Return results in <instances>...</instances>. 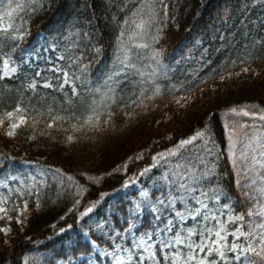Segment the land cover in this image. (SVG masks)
Masks as SVG:
<instances>
[{"label":"snow or ice","instance_id":"snow-or-ice-1","mask_svg":"<svg viewBox=\"0 0 264 264\" xmlns=\"http://www.w3.org/2000/svg\"><path fill=\"white\" fill-rule=\"evenodd\" d=\"M254 2L248 0L244 11ZM54 4L59 7L60 0H0L5 148L43 141L67 151L95 149L154 112L176 105L171 115L153 121L159 126L205 96L219 99L230 81L264 76V36L259 35L264 20L246 18L248 30L239 41L235 34L231 40L221 34L219 47L175 61L166 57L164 41L173 25L180 26L179 0H111L105 12L115 31L113 56L101 71L103 46L93 37L90 19L88 26L70 25L39 51L31 47L33 22ZM181 62L185 68L177 74ZM216 117L222 119L219 140L207 127ZM165 139L169 143L160 147ZM221 157L230 163L227 184L219 171ZM15 159L0 150L5 248L19 234L17 227L26 233L33 216L60 207L63 214L51 223L53 236L47 239L76 230L87 243L71 255L58 253L48 264H264V101L212 110L202 129L179 138L158 136L104 173L71 174L37 164L35 174H25L9 170ZM146 159L145 166L132 170ZM117 175L120 187L112 192L131 188L132 197L98 216L112 195L103 185ZM93 190L96 198L89 199ZM29 259L25 255L23 264ZM32 264H44L43 258H32Z\"/></svg>","mask_w":264,"mask_h":264},{"label":"trees","instance_id":"trees-1","mask_svg":"<svg viewBox=\"0 0 264 264\" xmlns=\"http://www.w3.org/2000/svg\"><path fill=\"white\" fill-rule=\"evenodd\" d=\"M106 3L110 4L111 0H60L59 7L54 4L51 11L41 15L33 22L31 47H35L39 51L41 44L57 39L70 25L79 21L88 26L90 19L93 37L99 39L103 46L102 58H98L101 59L100 70L102 71L112 59L115 40L114 29L106 24ZM173 3H176V0H173ZM247 4L248 0H179L177 15L180 26L177 28L173 25L168 31L164 41L166 57L182 61V58H187L191 54L199 58L200 52L205 48L215 49L220 46L221 41L218 37L221 34L226 35L229 40H231L232 34H235L236 40L239 41L242 34L248 30L245 27L246 18H251L257 23L259 20H264V0H255L247 7V11H244ZM38 32L39 35H37ZM259 35L264 36V32H260ZM184 68L185 63H179L176 66L177 74ZM261 68L264 69V65H261ZM260 78L259 85L264 89V76ZM262 101H264L263 98ZM174 108L175 104L171 106V111L161 109L144 117L139 123L114 135L111 140L105 141L95 149L77 148L75 151H67L62 147H52L41 141L38 146L35 144L29 146V144L21 142L16 150H13V145H8L5 148L4 144L0 143V150L12 152L16 157L9 170L16 169L24 172L25 165L39 164L44 167H60L71 174H76L84 169H91L93 174H96L97 170L104 173L121 163L127 156L138 152L142 146L150 145L152 140L158 136L172 133L179 138L183 135H190L197 129H202L210 112L205 109L200 113H193L185 124L174 128H170L169 122L159 126L153 122L164 117L165 112H172ZM221 126L222 119L220 117L214 118L207 124V127L215 133L217 140L220 138ZM168 143L166 139L162 140L160 147ZM148 159L132 165V170L145 166ZM26 160H31L34 163L26 164L24 163ZM219 165V171L227 184L230 182V163L226 158L221 157ZM142 179L148 180L147 177ZM120 183L119 175L109 177L102 190L112 192L113 189L120 187ZM133 191L134 189L130 188L112 192V195L98 209L97 215L102 217L110 214L115 210L114 206L118 201H127L132 197ZM48 194L52 195V193ZM96 195L97 191L93 190L88 198H96ZM62 214L60 207L37 213L32 217L31 226L26 233L17 227L19 234L15 236L11 247L5 248L2 238H0V264H23L25 255L30 258L29 264H32V258L35 257L43 258L44 264H48L49 261L54 260L58 253L71 255L74 250L85 246L86 239L78 235L76 230L47 239V237L53 236L50 229L51 223ZM71 222L72 220L69 219L68 223ZM25 235L32 236L33 239L29 241L25 239Z\"/></svg>","mask_w":264,"mask_h":264},{"label":"rangeland","instance_id":"rangeland-1","mask_svg":"<svg viewBox=\"0 0 264 264\" xmlns=\"http://www.w3.org/2000/svg\"><path fill=\"white\" fill-rule=\"evenodd\" d=\"M261 78H256L254 80L239 78L235 79L234 82H229V87H222L220 90L219 99L213 96H205L201 98L198 102L193 104L187 109L186 112L183 110L179 112L178 118L174 119L170 123V128H174L185 124L188 118L193 115V113H200L202 111L222 109L224 105H231L233 103H244V102H255L260 103L262 98L264 99V89L259 85ZM199 96V94H198ZM176 111V105L172 112H168L171 115ZM36 172V165L26 166L24 172Z\"/></svg>","mask_w":264,"mask_h":264}]
</instances>
